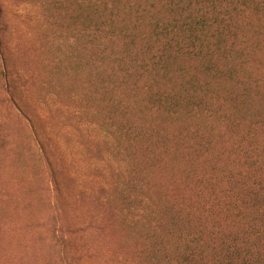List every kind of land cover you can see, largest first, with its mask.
Wrapping results in <instances>:
<instances>
[{
    "label": "rangeland",
    "instance_id": "rangeland-1",
    "mask_svg": "<svg viewBox=\"0 0 264 264\" xmlns=\"http://www.w3.org/2000/svg\"><path fill=\"white\" fill-rule=\"evenodd\" d=\"M157 2L0 0V264L240 263L264 234V11L208 70L158 62Z\"/></svg>",
    "mask_w": 264,
    "mask_h": 264
},
{
    "label": "trees",
    "instance_id": "trees-1",
    "mask_svg": "<svg viewBox=\"0 0 264 264\" xmlns=\"http://www.w3.org/2000/svg\"><path fill=\"white\" fill-rule=\"evenodd\" d=\"M157 5L165 7L166 11L162 20L154 23L150 36L153 43L158 44V62L165 65L169 53H187L195 59H209L208 70H215L212 61L215 53L231 51L232 46L222 45L224 34L237 29L238 18L245 15L247 8L254 5L264 11V0H158ZM220 229L218 223L217 233ZM260 247L264 248V234L261 233L254 237L248 233L243 238L232 239L224 251L235 254L240 263L229 262V259L228 264H264V260L260 261Z\"/></svg>",
    "mask_w": 264,
    "mask_h": 264
}]
</instances>
